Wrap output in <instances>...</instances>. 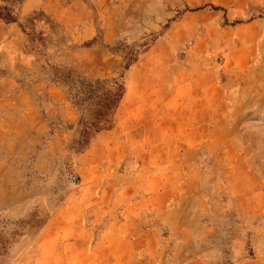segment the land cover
Listing matches in <instances>:
<instances>
[{"label":"rangeland","instance_id":"rangeland-1","mask_svg":"<svg viewBox=\"0 0 264 264\" xmlns=\"http://www.w3.org/2000/svg\"><path fill=\"white\" fill-rule=\"evenodd\" d=\"M248 5L0 0V264H264V4ZM177 20L198 27L175 49L199 85L172 150L89 184L81 156L122 99L148 96L139 65Z\"/></svg>","mask_w":264,"mask_h":264},{"label":"crops","instance_id":"crops-1","mask_svg":"<svg viewBox=\"0 0 264 264\" xmlns=\"http://www.w3.org/2000/svg\"><path fill=\"white\" fill-rule=\"evenodd\" d=\"M247 1L250 7L264 4V0ZM172 23V26L167 27L168 30L148 48L144 63L139 65L141 70L148 72V96L145 99H130L129 103H122V99L115 113L113 128L98 133L94 143L81 156L85 180L89 184L100 182L96 177L102 167L105 170L111 169L116 165H121L124 162L123 159L128 161L125 162V167H133V165H138V160H148V152L169 151L171 147L167 143V138L174 133V128L177 130L183 128L184 125L180 122L184 121L185 112L189 111L190 108L193 110L192 107H188L186 104L195 102L194 94L186 97L184 88L186 85L191 87L199 85L196 83L198 77H195L197 71H194L191 66L187 71L186 64L181 61L175 48L176 44H179L182 39L198 37L196 34L198 27L193 22L189 27L191 31L181 32L180 30L183 29L180 25L183 21L177 20ZM255 24L251 21L245 26L252 27ZM149 31L152 30L148 29V33H150ZM190 51L192 50H188V52ZM131 75L132 71L129 76ZM209 87H211V84H209ZM205 100V103L208 104V119L210 120L212 117L210 111L212 100ZM174 121H177V123ZM182 134H185L183 130ZM186 150L197 151L199 149L189 147ZM102 162H105L104 166H102ZM186 164L193 167L200 166V163H184V166ZM147 166L150 168L157 166L170 167L171 163L161 161V164ZM153 180L162 182V179L159 178ZM120 181L122 179L116 177L106 179L103 182ZM83 242L74 240L71 243L83 247L85 246Z\"/></svg>","mask_w":264,"mask_h":264},{"label":"trees","instance_id":"trees-1","mask_svg":"<svg viewBox=\"0 0 264 264\" xmlns=\"http://www.w3.org/2000/svg\"><path fill=\"white\" fill-rule=\"evenodd\" d=\"M112 83L114 86V92L112 94V99L108 103H106V104L104 103V106H103L104 110L101 112L102 114H100L98 121H97V122L101 123V125L99 126L98 129H104V128H107L110 126L108 123V120L112 116V113H113L117 103L119 102V100L121 99V97L124 93L123 84L119 83L118 81H112Z\"/></svg>","mask_w":264,"mask_h":264}]
</instances>
